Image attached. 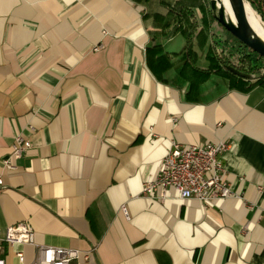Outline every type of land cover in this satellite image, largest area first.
I'll list each match as a JSON object with an SVG mask.
<instances>
[{"label":"crops","instance_id":"crops-1","mask_svg":"<svg viewBox=\"0 0 264 264\" xmlns=\"http://www.w3.org/2000/svg\"><path fill=\"white\" fill-rule=\"evenodd\" d=\"M212 19L204 0H0V236L26 221L89 252L70 264H264V85L221 70ZM173 140L229 141L237 196L143 195Z\"/></svg>","mask_w":264,"mask_h":264},{"label":"built area","instance_id":"built-area-1","mask_svg":"<svg viewBox=\"0 0 264 264\" xmlns=\"http://www.w3.org/2000/svg\"><path fill=\"white\" fill-rule=\"evenodd\" d=\"M102 48L103 44H100L95 46L94 50ZM31 146L32 143L27 137L21 133L16 134L12 151L3 160V169L16 170V161ZM230 147L231 144L227 140L198 145H183L173 140L161 160L158 175L143 183L142 194L149 198L165 200L169 197L170 190L174 189L176 197L180 200L196 199L205 204L237 196L225 179V166L221 159ZM3 184L4 179L0 174V187ZM122 211L129 218L126 206H122ZM5 244L13 249L20 264L25 262V253L21 247L26 244L36 248V256L29 264H70L73 260H87L89 257V252L38 244L32 225L26 221L7 226L5 235L0 236V264H6Z\"/></svg>","mask_w":264,"mask_h":264},{"label":"water","instance_id":"water-1","mask_svg":"<svg viewBox=\"0 0 264 264\" xmlns=\"http://www.w3.org/2000/svg\"><path fill=\"white\" fill-rule=\"evenodd\" d=\"M236 12V19L223 0H210V7L214 18L242 44L256 52L264 61V40L257 36L250 21L246 0H229ZM250 5V4H249ZM231 72L243 78L251 79L252 74L242 72L231 65H226Z\"/></svg>","mask_w":264,"mask_h":264},{"label":"trees","instance_id":"trees-1","mask_svg":"<svg viewBox=\"0 0 264 264\" xmlns=\"http://www.w3.org/2000/svg\"><path fill=\"white\" fill-rule=\"evenodd\" d=\"M206 5L209 8V12L214 20V16L212 15L211 7H210V0H204ZM253 7L258 11V13L261 14L263 20H264V0H250ZM228 32V31H227ZM229 33V32H228ZM230 34V33H229ZM231 35V34H230ZM234 40L237 42V46L233 45L232 50L228 52V54H225L223 57L219 56V62L221 63L220 68L224 72H226L230 77L234 78L235 80H238L240 82L246 81L250 83V87L253 85H264V61L262 66H257L252 64L253 59L251 53H255L257 56H259L256 52L252 51L250 48H248L246 45L242 44L237 38H235L233 35H231ZM233 51L241 54L238 57L234 56ZM260 57V56H259ZM260 59H262L260 57ZM263 60V59H262ZM226 65H231L235 67L236 69L252 74L253 77L251 79L243 78L241 76H238L237 74L231 72L226 68Z\"/></svg>","mask_w":264,"mask_h":264},{"label":"rangeland","instance_id":"rangeland-1","mask_svg":"<svg viewBox=\"0 0 264 264\" xmlns=\"http://www.w3.org/2000/svg\"><path fill=\"white\" fill-rule=\"evenodd\" d=\"M246 1L252 7L255 16L264 23V20H263L261 14L258 13V11L253 7V5L251 4L250 0H246ZM212 21H213V24H214V30H217L216 33H218V35H219V36L216 37V40H217L216 42L219 43V44H220V40H221V42H223V43H221L219 45L221 47V49H223L224 46H226L228 49L232 50L233 45L237 46V42L227 32V30L217 20H213L212 19ZM254 30H255V26H254ZM255 33H256V31H255ZM233 53H234V56L238 57V58L241 55V54H239V53H237L235 51H233ZM250 54L252 55V59H253L252 64L257 65V66H262L263 65V60L260 59L259 56H257L255 53H251V52H250Z\"/></svg>","mask_w":264,"mask_h":264},{"label":"bare ground","instance_id":"bare-ground-1","mask_svg":"<svg viewBox=\"0 0 264 264\" xmlns=\"http://www.w3.org/2000/svg\"><path fill=\"white\" fill-rule=\"evenodd\" d=\"M223 1L226 4L227 8L230 10L232 17L236 19L235 9L230 4L229 0H223ZM247 8H248L251 24L253 28L255 26L254 31H256L257 36H259L260 38H262V40H264V23L255 16L254 11L249 4H247Z\"/></svg>","mask_w":264,"mask_h":264}]
</instances>
